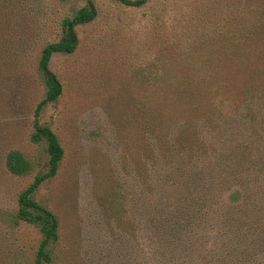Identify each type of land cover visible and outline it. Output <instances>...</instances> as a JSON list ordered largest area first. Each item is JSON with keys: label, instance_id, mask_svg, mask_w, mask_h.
<instances>
[{"label": "trees", "instance_id": "16d2710c", "mask_svg": "<svg viewBox=\"0 0 264 264\" xmlns=\"http://www.w3.org/2000/svg\"><path fill=\"white\" fill-rule=\"evenodd\" d=\"M82 1L74 13L58 20L59 37L40 47L33 69L45 90L33 107L28 140L45 146L47 166L18 193L12 216L40 233L33 264L52 260L51 246L59 235L56 215L34 198L37 188L56 175L64 156L56 134L41 120L43 108L64 90L49 62L55 53L74 54L79 46L76 27L97 18L94 0ZM117 1L138 8L148 0ZM44 4V0H0V29L15 30L18 54L41 37L39 21L26 31L19 30L20 20L30 12L39 14ZM226 8L220 22L198 39L195 54L177 65L161 62L154 73L150 66L144 70L143 83L153 91L139 100L133 97L127 112L131 125L135 113L140 115L137 128L143 140L138 224L163 264H251L258 255L264 257L260 224L264 202L252 207L247 202L258 201L256 187L264 194V0H229ZM215 152L226 158L209 164L207 158ZM5 165L15 176L31 170L28 157L18 148L7 152ZM250 175L255 179L252 184L245 178ZM228 180L230 189L224 190ZM116 187L118 193L124 184ZM125 209L134 220L132 205Z\"/></svg>", "mask_w": 264, "mask_h": 264}, {"label": "rangeland", "instance_id": "374dc122", "mask_svg": "<svg viewBox=\"0 0 264 264\" xmlns=\"http://www.w3.org/2000/svg\"><path fill=\"white\" fill-rule=\"evenodd\" d=\"M44 1L39 14L30 12L20 20L19 30L32 31L37 21L41 29V37L20 54L15 50V30L0 29V264H33L40 233L12 217L18 193L47 166L45 146L28 140L33 107L45 90L33 69L40 47L59 37L58 20L83 5L82 0ZM94 2L98 16L76 27V52L55 53L49 62L64 90L43 108L41 120L56 134L64 156L56 175L34 193L59 224L52 260L44 264H163L138 224L143 140L137 128L140 115L135 113L131 125L127 112L133 97L139 100L153 91L143 83L144 70L156 71L166 61L177 65L192 55L198 39L225 15L229 0H148L138 8L117 0ZM212 126L209 122L210 136ZM15 148L31 164L24 176L12 175L5 165L7 152ZM215 154L207 158L209 164L226 158ZM261 165L264 173V160ZM245 178L250 184L255 181L252 175ZM119 182L125 190L117 193ZM229 182L224 190L230 189ZM256 192L258 201H247L250 207L264 202L263 192L257 187ZM126 205H132L134 220ZM260 224L264 225V212ZM251 264H264V257L258 255Z\"/></svg>", "mask_w": 264, "mask_h": 264}]
</instances>
